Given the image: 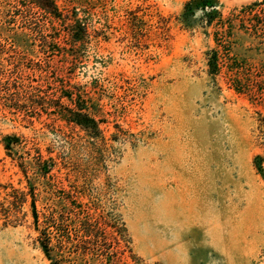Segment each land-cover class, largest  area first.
Returning <instances> with one entry per match:
<instances>
[{
  "label": "rangeland",
  "instance_id": "obj_1",
  "mask_svg": "<svg viewBox=\"0 0 264 264\" xmlns=\"http://www.w3.org/2000/svg\"><path fill=\"white\" fill-rule=\"evenodd\" d=\"M50 1L59 20L0 0V141L15 135L24 145L10 158L0 142V264H49L29 197L8 204V194L28 191L19 165L31 148L55 165L48 190L34 188L40 226L79 203L125 230V264H264V183L253 165L264 158V99L207 73L213 42L199 14L187 27L179 20L188 0ZM263 1L219 3L227 16ZM245 58L264 69V44ZM58 81L88 101L99 133L2 106L16 90L50 95Z\"/></svg>",
  "mask_w": 264,
  "mask_h": 264
},
{
  "label": "trees",
  "instance_id": "obj_2",
  "mask_svg": "<svg viewBox=\"0 0 264 264\" xmlns=\"http://www.w3.org/2000/svg\"><path fill=\"white\" fill-rule=\"evenodd\" d=\"M26 1L53 17L58 14L57 8L50 0ZM197 13V27L203 31L205 37H211L213 42V46L204 53L207 73L210 76H219L223 72L228 85L236 93L263 100L264 69L246 65L245 55L258 51L264 44V1L241 7L239 10L234 9L225 16L219 0H188L184 3L179 20L187 27ZM57 19L59 20V16ZM26 20L31 22L30 18ZM56 40L52 38L51 42ZM42 43L46 44V40L43 39ZM53 85L56 91L43 96L40 95L43 91L36 87H30L24 96L18 95L16 90L9 99L6 98L2 106L13 114L29 113L27 111L31 107V110H39L46 116H53L54 120L62 122L65 127L85 133H99V121L83 95L65 89L64 81L55 82ZM0 142L6 156L10 158L16 154L17 148L24 146L21 138L15 135H4ZM29 151L26 160L20 157L19 165L28 191L15 192L16 195L8 194L7 197L12 198L8 204L11 207L21 206L29 197L32 225L38 234L36 243L49 264H125L124 255L128 251V242L124 240L125 230L119 231L108 225L102 217L89 213L88 209L79 203L77 206L72 205L73 211L67 216L49 211L44 215L43 225L40 226L34 188L38 186L48 190L43 182L51 177L55 165L53 159L44 158L40 151L32 148ZM263 161L264 158L257 155L253 165L264 183ZM28 170L33 171V177L29 178ZM0 189H5L1 183Z\"/></svg>",
  "mask_w": 264,
  "mask_h": 264
}]
</instances>
